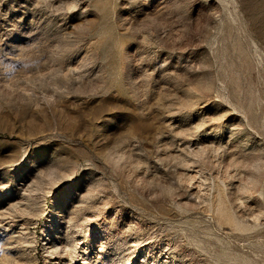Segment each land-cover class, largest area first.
Wrapping results in <instances>:
<instances>
[{
	"label": "rangeland",
	"instance_id": "1",
	"mask_svg": "<svg viewBox=\"0 0 264 264\" xmlns=\"http://www.w3.org/2000/svg\"><path fill=\"white\" fill-rule=\"evenodd\" d=\"M0 264H264V0H0Z\"/></svg>",
	"mask_w": 264,
	"mask_h": 264
}]
</instances>
